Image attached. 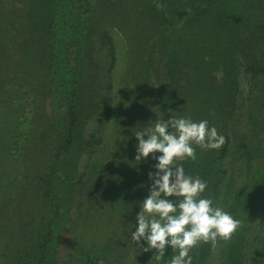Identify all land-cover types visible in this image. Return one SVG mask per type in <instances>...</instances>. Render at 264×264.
Returning <instances> with one entry per match:
<instances>
[{
    "label": "rangeland",
    "instance_id": "obj_1",
    "mask_svg": "<svg viewBox=\"0 0 264 264\" xmlns=\"http://www.w3.org/2000/svg\"><path fill=\"white\" fill-rule=\"evenodd\" d=\"M220 1L225 10L242 14L244 22L221 27L202 0L206 13L199 18L196 0H170L164 6L166 17L157 0L97 3L88 44L92 53L81 79L79 136L56 178L64 208L54 220L56 236L47 264H66L73 245L81 241L85 254L92 252L97 236L99 246L112 247L114 226L102 219L105 209L100 204L109 203L108 195L120 183L125 185L130 169L137 167L132 132L156 120V113L163 118L168 107L173 116L207 120L225 137L218 150L194 145L197 152H210L215 160L207 178L218 177L221 182L218 191L211 188L206 198L241 221L238 236L215 242L207 264H230L236 255L240 264H264V0ZM40 3L8 0L12 11L6 13L7 6L0 10L17 25L0 45V87H4L0 145L8 138L15 151H24L22 166L17 161L16 174L6 179L9 191L0 198L2 264H32L53 214L37 183L50 171L61 141V116L35 84L43 61L44 32L33 23L27 26ZM176 8L189 15L179 18ZM107 35L116 49L114 64ZM26 86H31L27 94ZM224 96L226 108L220 114L215 104ZM226 143L227 152L220 156ZM153 163L150 155L142 164L144 181ZM234 240L242 243L239 250L233 247ZM107 251L111 250L98 253ZM137 255L130 246L123 264H137Z\"/></svg>",
    "mask_w": 264,
    "mask_h": 264
},
{
    "label": "trees",
    "instance_id": "obj_2",
    "mask_svg": "<svg viewBox=\"0 0 264 264\" xmlns=\"http://www.w3.org/2000/svg\"><path fill=\"white\" fill-rule=\"evenodd\" d=\"M170 0H157V6L160 13L166 17L164 6ZM198 4V12L201 15L196 16L199 18L202 13H206L201 5V0H196ZM38 10L33 13L27 21V26L33 23L36 30L42 29L44 32V41H42L43 61L41 59L39 63V75L35 82L36 85L44 89L46 96L49 98L50 106L52 109H56L60 117V136L61 141L55 151L54 159L51 164L50 171L45 173L39 178L38 186H41L44 198L49 201L52 207V216L47 221L46 232L43 233L39 239L38 255L32 257V264H47L48 253L51 242L55 239L56 230L54 227V220L61 216L64 206L60 202V198L56 192V178L61 174L62 166L66 160V156L71 153L79 136V124L81 122V79L83 77L84 70L88 61V56L92 53L89 48V42H91V26L93 25L94 12L99 0H40ZM203 3L210 5V10L207 7L210 14H213L217 23L224 27L228 22L243 23L244 16L225 10L220 4V0H202ZM5 12L8 13L12 8L8 4V0H0V10L5 8ZM177 15L183 19L189 15L188 10H178ZM202 11V12H201ZM205 15V14H204ZM2 24L0 27V45L4 42L6 34L16 32L17 25L12 22L13 17H8L6 14H1L0 19ZM32 18L33 21H32ZM37 19L39 23L37 24ZM7 28V30H6ZM107 41L111 51V57L113 64L115 63L116 49L114 46L113 38L107 35ZM14 42V40H13ZM41 43V42H40ZM31 86L24 88L27 94ZM4 91V87H0V93ZM31 92V91H30ZM210 99V98H208ZM25 100H28L26 98ZM208 101V100H207ZM211 101V100H210ZM197 100V103H200ZM226 96L218 98L216 101V107L220 114L224 111L222 108H226ZM4 102L0 99V112ZM172 110L168 107L163 116V119L172 117ZM5 120L9 121V117L3 116ZM32 125V121L30 124ZM27 125V127L29 126ZM171 130V129H170ZM28 136V131L23 133V137ZM5 137V136H4ZM2 140H0L1 142ZM227 143L229 137H227ZM222 149V155L227 152V145ZM197 152V151H196ZM23 148H18L15 151L13 146L10 145L8 138L4 139L3 145H0V198L4 197L9 191L6 179L16 174L17 161L22 166ZM211 154L207 155L202 153V150L196 153V159H184L179 161L182 163L185 169V173L188 175L199 176L201 179L207 181V189L202 194L206 197L211 188L214 191H218L220 188V181H216L213 177L207 178L211 175L210 164L215 165V160L210 158ZM211 159V160H210ZM3 160H6L3 163ZM139 169V171L137 170ZM145 167L137 165L133 169H130L131 174L125 185L121 183L115 188V190L108 196L110 202L107 204H100L101 208H104L102 213V219L107 218L110 224L114 226L113 234L111 233L112 247L99 246L98 236L95 237L93 242L92 252L86 253L82 250L85 249L82 244L83 241L75 243L73 245L74 251H72L70 259L66 264H123L124 256L129 247L135 250L137 255V264H165V261H157L155 259L154 250H148L143 241L140 245L137 244L131 238V233L135 229V216L140 211L138 202L145 198L148 193L146 192V182L144 181L146 174L144 172ZM211 177V176H210ZM121 191L117 196H113L116 192ZM237 202V198H234V203ZM112 208V209H111ZM108 210V211H107ZM111 210V212L109 211ZM51 212V213H52ZM229 211L228 213H231ZM233 216V215H232ZM131 221L132 223H129ZM238 236V234L235 232ZM89 236L88 233H86ZM85 236V240L86 237ZM237 238V237H236ZM235 238V239H236ZM239 238V237H238ZM233 247L237 250L240 249L242 243L234 240L232 242ZM215 244L201 243L197 245L190 253L193 256V264H207V260L213 250ZM137 246V248H136ZM80 247V248H79ZM111 250L108 253L99 254V251ZM113 250V251H112ZM236 250V251H237ZM112 252V254H111ZM172 251L168 248L165 252V260L170 259ZM232 256H235L233 253ZM19 262V259H18ZM230 264H240L239 256L236 255L233 260H230ZM0 264L1 258H0Z\"/></svg>",
    "mask_w": 264,
    "mask_h": 264
},
{
    "label": "clouds",
    "instance_id": "obj_3",
    "mask_svg": "<svg viewBox=\"0 0 264 264\" xmlns=\"http://www.w3.org/2000/svg\"><path fill=\"white\" fill-rule=\"evenodd\" d=\"M156 115V120L132 132L136 166L147 163L150 155L154 163L147 173L148 195L138 202L140 211L135 216L131 238L154 250L157 261L193 264L190 253L197 245L231 239L241 221L203 197L207 181L186 174L179 161L196 159L194 145L220 149L225 137L207 120L197 122L187 116L163 119ZM168 248L172 254L165 260Z\"/></svg>",
    "mask_w": 264,
    "mask_h": 264
}]
</instances>
